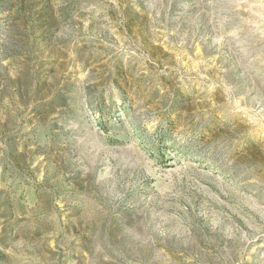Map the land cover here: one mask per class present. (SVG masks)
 <instances>
[{
  "label": "rangeland",
  "instance_id": "374dc122",
  "mask_svg": "<svg viewBox=\"0 0 264 264\" xmlns=\"http://www.w3.org/2000/svg\"><path fill=\"white\" fill-rule=\"evenodd\" d=\"M0 264H264V0H0Z\"/></svg>",
  "mask_w": 264,
  "mask_h": 264
}]
</instances>
